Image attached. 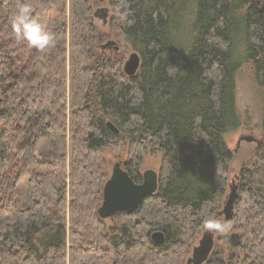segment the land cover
Here are the masks:
<instances>
[{
	"label": "trees",
	"instance_id": "obj_1",
	"mask_svg": "<svg viewBox=\"0 0 264 264\" xmlns=\"http://www.w3.org/2000/svg\"><path fill=\"white\" fill-rule=\"evenodd\" d=\"M21 2L54 46L15 39ZM97 2L114 10L109 34L91 18ZM111 37L140 54L135 76L98 50ZM241 66L264 133V0H0V264H184L229 189ZM106 150L137 183L144 157L162 155L158 194L112 232L97 214ZM240 179L238 253L207 264H264V142Z\"/></svg>",
	"mask_w": 264,
	"mask_h": 264
},
{
	"label": "water",
	"instance_id": "obj_2",
	"mask_svg": "<svg viewBox=\"0 0 264 264\" xmlns=\"http://www.w3.org/2000/svg\"><path fill=\"white\" fill-rule=\"evenodd\" d=\"M109 9L99 8L95 12V16L103 19L104 24L108 21ZM110 46H117L114 41H108L101 46V49H106ZM141 66L140 54L133 51L123 66V72L132 77L137 74ZM110 129L119 133V130L112 124L108 123ZM256 142L257 140L251 136H241L238 144L241 142ZM159 189V174L155 170H147L143 173V181L136 183L129 173L124 169L122 161H117L112 168L110 177L106 181L103 188V201L98 209V215L101 219L113 217L118 212H133L136 211L143 200L156 193ZM240 194V177L236 174L235 179L229 183V191L225 196L222 208L215 213L214 218L223 217L220 225H225L223 232L206 230L198 243L193 247L191 256L187 259L186 264H205L215 247V238L217 235L224 234L228 230L235 218L236 203ZM232 235L231 238H236ZM154 238L158 243H163L164 235L161 232L154 234Z\"/></svg>",
	"mask_w": 264,
	"mask_h": 264
},
{
	"label": "rangeland",
	"instance_id": "obj_3",
	"mask_svg": "<svg viewBox=\"0 0 264 264\" xmlns=\"http://www.w3.org/2000/svg\"><path fill=\"white\" fill-rule=\"evenodd\" d=\"M102 7L111 8V12L107 20L108 22L104 24L102 18L94 15H91V18L94 24L100 30L109 34L110 22L114 17V10L107 3L97 2V4L95 3L94 5L93 12H95L98 8H102ZM108 40L116 41L117 43L120 42L119 43L120 48L118 50H114L112 48L107 50L105 54L114 55L121 58V67L123 70L124 63L128 59L129 55L133 52V50L124 46V44L121 43L122 39L111 37L106 41ZM98 50L101 51V48H98ZM240 72L241 73L237 81V85H238L237 105H238L239 113L242 117L243 124L238 130L233 131L226 136V143L229 149L232 150V152L234 153V158L232 160L228 173L229 183L230 181L232 182L235 179V175L238 173L241 175L242 178L243 167L252 158L255 150L259 147V143L263 144L264 142V133L262 128L263 107L259 97V92L257 91L255 80L253 78L252 73L246 68V66H241ZM241 136H248V137L251 136L254 137L257 141L256 142L243 141L240 144H238L239 138ZM105 159L107 160L108 163L107 171L111 174L113 165L117 161H120V159L115 157L114 154L111 152V150L105 151ZM161 166H162V155L159 154L157 156H152L148 154L143 159L142 166L140 167V172L141 174H143L145 171L152 169L159 173ZM240 183H242V179H240ZM105 222H106V228L108 229L111 222L110 220H106ZM218 223H219L218 220L213 219L210 224H218ZM202 233L203 231L201 232V234ZM231 233L232 231L230 227V229L224 235H222L223 240L221 239L217 240V244H216L217 245L216 251L220 255L218 256L225 261L233 258L234 255L238 253L237 250L233 249L230 244L229 236ZM224 236H226V239ZM197 243L198 241L195 243V245Z\"/></svg>",
	"mask_w": 264,
	"mask_h": 264
},
{
	"label": "clouds",
	"instance_id": "obj_4",
	"mask_svg": "<svg viewBox=\"0 0 264 264\" xmlns=\"http://www.w3.org/2000/svg\"><path fill=\"white\" fill-rule=\"evenodd\" d=\"M11 29L15 39L25 41L27 46L37 51L43 52L54 46L55 39L53 35L46 30L45 26L33 17L32 7L28 3H19L15 14L11 20ZM206 227L210 231L223 232L225 225L208 224Z\"/></svg>",
	"mask_w": 264,
	"mask_h": 264
},
{
	"label": "flooded vegetation",
	"instance_id": "obj_5",
	"mask_svg": "<svg viewBox=\"0 0 264 264\" xmlns=\"http://www.w3.org/2000/svg\"><path fill=\"white\" fill-rule=\"evenodd\" d=\"M114 49V50H118V49H115V46H110V47H108V48H106V49H102L103 51H105V52H107V50H109V49ZM259 146H262V143H259ZM142 175V181H143V174H141ZM239 177L241 176L239 173L237 174ZM141 181V182H142ZM141 182H139V183H141ZM137 183V182H136ZM156 194H158V191L156 192V193H154V194H152V195H156ZM152 195H150V196H152ZM149 197V196H148ZM148 197H146L144 200H146ZM143 200V201H144ZM103 201V200H102ZM143 203V202H142ZM102 204V203H101ZM138 210V209H137ZM135 211H133V212H118V213H116L113 217H111V218H108V219H101V220H103L104 222L106 221V220H110V222H111V224H110V226H109V228L107 229L109 232H112V230H113V228L114 227H116V221H114V219H115V217L118 215V214H121V213H128V214H132V213H134ZM97 214H98V212H97ZM214 220H218L219 221V223L218 224H220L222 221H223V217L222 218H219V219H215V218H213ZM105 224H106V222H105ZM208 228V227H207ZM207 228H205V230H203V233L206 231V229ZM209 229V228H208ZM207 229V230H208ZM230 229V228H229ZM228 229V230H229ZM228 230H226L225 232H224V234L228 231ZM157 232H161L163 235H164V233L162 232V231H160V230H156V231H152L151 232V234H150V236H149V240H148V245H149V247L151 248V249H153L154 251H158V250H156L157 249V247L158 246H161V245H163L164 243H165V235H164V241H163V243H158L156 240H155V238H154V234L155 233H157ZM202 233V234H203ZM202 234L200 235V237H199V239L201 238V236H202ZM224 234H221V235H217L216 236V238H215V247H214V249H213V252H212V254H216L217 255V257L219 258V259H221V260H223L221 257H219L220 255H219V253L216 251V244H217V240H219V238H220V236H222V235H224ZM199 239L197 240V241H199ZM229 241H230V244H231V246H232V248L233 249H236V246H237V241H235V238H231V236H230V239H229ZM194 247V246H193ZM193 247H191L192 249H193ZM192 249H190V252H189V254L188 255H186V257H185V260H184V264H186L187 263V259L191 256V254H192ZM212 254H211V256H212ZM219 255V256H218ZM211 256H210V258H211ZM209 258V259H210ZM140 259H142V257H140V258H138V261L139 262H141L140 261ZM137 261V262H138ZM209 261V260H208ZM207 261V262H208ZM224 261V260H223ZM207 262L205 263V264H207Z\"/></svg>",
	"mask_w": 264,
	"mask_h": 264
},
{
	"label": "bare ground",
	"instance_id": "obj_6",
	"mask_svg": "<svg viewBox=\"0 0 264 264\" xmlns=\"http://www.w3.org/2000/svg\"><path fill=\"white\" fill-rule=\"evenodd\" d=\"M102 8H108V7H102ZM98 9H99V8H98ZM98 9H97V10H98ZM108 9H109V15H110V8H108ZM97 10H96V11H97ZM96 11H95V12H96ZM95 12H94V14H93L94 16H95ZM109 15H108V17H109ZM109 41H112V40H109ZM114 42H116V41H114ZM106 43H107V42H106ZM116 43H117V42H116ZM119 43H120V42H119ZM119 43H117V46L115 47V49H119V48H120ZM127 76H128V75H127ZM134 76H135V75H134ZM129 77H130V76H129ZM132 77H133V76H132ZM108 123H109V122H108ZM110 123H111V122H110Z\"/></svg>",
	"mask_w": 264,
	"mask_h": 264
}]
</instances>
